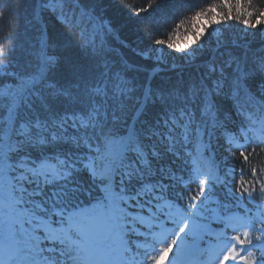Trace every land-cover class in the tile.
<instances>
[{
  "label": "snow or ice",
  "instance_id": "1",
  "mask_svg": "<svg viewBox=\"0 0 264 264\" xmlns=\"http://www.w3.org/2000/svg\"><path fill=\"white\" fill-rule=\"evenodd\" d=\"M103 2H37L70 29L87 19V67L44 29L24 74L15 45L0 49V264H264V167L250 160L264 152V44L247 39L264 35V4L181 0L166 39L137 53L145 67L111 59V22L86 6ZM177 58L197 75L154 84ZM221 139L229 155L217 160ZM221 186L234 203L214 198ZM245 200L255 211L231 210Z\"/></svg>",
  "mask_w": 264,
  "mask_h": 264
},
{
  "label": "trees",
  "instance_id": "2",
  "mask_svg": "<svg viewBox=\"0 0 264 264\" xmlns=\"http://www.w3.org/2000/svg\"><path fill=\"white\" fill-rule=\"evenodd\" d=\"M38 0H0V49L8 52L9 49L15 45V51L12 53V59L18 66L17 71L24 74L29 71L28 65L32 61L31 51L33 46L41 35V30H46V35L49 42H57L60 44H67L68 47L63 50V55L68 58L70 63H77L85 67L90 63V57L87 50L81 47L83 40L80 33L85 27H90L87 24V19L84 18L78 27L70 29L65 23L58 20L56 16L50 13H40L37 8ZM150 0H104L102 4L96 5L88 3L86 6L91 9L95 8L97 14L103 16L105 21L111 22V27L114 29L112 35L108 38V43L111 47V59L119 64L120 61L127 62L129 64H135L140 66H148L152 62L144 60L141 56L137 55L140 50L147 48L149 45H153V41L157 38L166 39L167 34L172 28L179 22L180 15L172 16L171 9L179 6L181 0H176V3H169L168 0H156L157 4L162 7L160 11L151 13L144 12L140 16L132 15L131 13L140 7H145ZM209 2H218V0H192L193 4L200 6H207ZM264 4V0H256V6ZM71 7V5H66ZM181 13L189 14L185 9H181ZM79 14L77 10V15ZM171 17L170 19H164V17ZM159 18V19H158ZM231 27L228 28V33L233 36H240L244 31L243 25L236 23V21L229 22ZM217 29L224 28L223 24L216 25ZM264 27V26H261ZM260 27L254 31L258 34L254 37H247V39L253 41L252 47L259 48L264 44V35H260ZM248 32L253 30L248 29ZM165 51H167L165 49ZM178 56L179 54H173ZM178 65L176 68L168 66L159 71L158 75L153 81L154 84L176 82L181 78L187 79L190 75H197L198 63L192 66L184 65L178 58L175 60ZM68 68L64 63H61L58 72L66 73ZM138 75V79L141 81L147 75L146 72H141ZM7 82V81H4ZM231 101L228 102L229 106ZM255 112V109H251ZM232 119L236 123H230L228 126L233 131H237V125L239 123L238 118L235 116V112L232 113ZM259 128V125L256 126ZM249 135H252L251 133ZM241 139L240 137H237ZM242 142V141H241ZM259 143V142H258ZM216 145V159L228 156L229 153L224 149L227 147L224 141H213ZM264 146V145H261ZM235 151L236 159L235 164L242 165V159L239 157V150L233 147ZM259 152V149H258ZM250 160L257 168L264 167V152H259V155L250 157ZM232 162V161H230ZM179 164V162H178ZM247 167V166H245ZM250 178V173L245 177ZM235 187V185H232ZM194 188L195 185H190ZM214 198L219 199L222 202L234 203L227 197L226 189L223 186L218 187L215 191ZM260 203V201H258ZM264 206V204H262ZM209 207H215V205H209ZM245 208H252L255 211L253 205L249 204L246 200L238 208H232L231 210L244 214ZM213 229H219L222 225L217 223H211ZM231 235L235 232L229 230ZM205 241H211L210 237H205ZM205 243L203 246L206 247Z\"/></svg>",
  "mask_w": 264,
  "mask_h": 264
},
{
  "label": "rangeland",
  "instance_id": "3",
  "mask_svg": "<svg viewBox=\"0 0 264 264\" xmlns=\"http://www.w3.org/2000/svg\"><path fill=\"white\" fill-rule=\"evenodd\" d=\"M228 235H229V233H228ZM174 252H175V250H174ZM174 254V253H173ZM170 260H171V255H170V258H169Z\"/></svg>",
  "mask_w": 264,
  "mask_h": 264
}]
</instances>
